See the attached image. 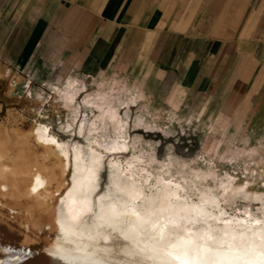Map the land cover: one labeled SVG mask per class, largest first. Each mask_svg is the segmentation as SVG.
Wrapping results in <instances>:
<instances>
[{
    "label": "bare ground",
    "instance_id": "obj_1",
    "mask_svg": "<svg viewBox=\"0 0 264 264\" xmlns=\"http://www.w3.org/2000/svg\"><path fill=\"white\" fill-rule=\"evenodd\" d=\"M75 88L74 82H69L61 92L68 109L64 128L83 142L70 145L51 133L48 125L38 124L34 132L42 147L44 145L49 151L53 149L62 162V175L68 176L69 169L73 167L71 187L67 186L63 192L62 183L56 187L54 182L58 179V170L48 154H45L48 157L44 163L41 161L42 164L38 157L32 155L34 161L27 164L28 169L21 170L13 178L5 174L7 170L4 171L5 166L2 165L0 264H264V220L230 215L221 207L217 191L221 190L228 198L238 194L242 197L245 183H235L231 176L214 179L217 181L215 185L205 183L216 174L215 165L209 166V170L190 166L186 174L176 177L172 170L166 169V165H152L155 155L144 151L142 140L138 147L134 146L135 150L125 166L122 160H114V157L109 164V183L105 190H101L99 176L105 157L128 152V139L132 132L144 129L132 127L128 122V112L126 118L120 117V107L96 104L92 98L80 102ZM130 91L136 92L133 86ZM107 94H101L100 99L107 98ZM135 101L132 95L121 106L130 108ZM145 132L151 135L158 131ZM29 144L27 146L30 147ZM70 148L73 150L72 162ZM31 150L28 149V153L32 154ZM43 155L42 158L46 157ZM203 159L209 160L206 156ZM261 165L264 171V161ZM63 179L67 183V179ZM53 184L55 195H62L70 188L59 205L61 213L53 215L48 227L45 226L47 230L52 229L51 238L33 245L28 242L30 225L26 220L22 221L21 216L14 215L18 211L10 206L8 198L43 203ZM90 204L94 205L92 222L81 225ZM34 251H39L35 259Z\"/></svg>",
    "mask_w": 264,
    "mask_h": 264
},
{
    "label": "crops",
    "instance_id": "obj_2",
    "mask_svg": "<svg viewBox=\"0 0 264 264\" xmlns=\"http://www.w3.org/2000/svg\"><path fill=\"white\" fill-rule=\"evenodd\" d=\"M249 58L264 66V0H0V63L16 73H122L181 110L228 98Z\"/></svg>",
    "mask_w": 264,
    "mask_h": 264
},
{
    "label": "rangeland",
    "instance_id": "obj_3",
    "mask_svg": "<svg viewBox=\"0 0 264 264\" xmlns=\"http://www.w3.org/2000/svg\"><path fill=\"white\" fill-rule=\"evenodd\" d=\"M249 60L250 62L242 65L243 78L238 86L233 88L228 98L218 100L216 103H211L210 99L199 100L181 110L172 109L175 107L174 105L170 107L155 101L154 97L145 94L122 73H106L100 77L90 78L79 75L76 71H71L62 65L51 63L41 66L32 65L31 71L16 73L10 69L9 65L0 63V132H3L0 133V144L2 143L0 145V172L5 166L3 169L7 170L5 174L9 178H13L21 170L28 169L29 165L27 164L31 165L34 156L38 157L40 164L50 156V160L55 161L58 170V179L54 182L56 187L62 183L64 188L61 192L67 186L71 187L73 167L69 169L68 176L62 175V162L53 153V149L49 151L44 145L42 147L34 132L38 124H43L48 125L51 133L70 145L82 141L81 138L78 139L74 134L65 131L64 128L68 109L65 101L61 98V92L67 83L74 82L80 102L85 98H92L96 104L120 107V117L126 118L128 112V122L132 127L144 129V131L132 132V136L128 139V152L105 157L99 176L101 190H105L109 183V164L114 157V160H122L125 166L135 150L134 146L138 147L139 141L144 140V151L155 155L152 165L161 166L164 164L166 169H170L176 174V177L186 174L190 166H199L209 170V166L215 165L217 166L216 174L211 175L205 183L210 182L215 185L217 181L214 179H221L224 176H231L235 183H245L242 197L238 194L233 198H228L225 193L218 190L221 207L226 209L230 215L240 214L239 216L242 217L264 220V171L261 165L264 161V98L262 96L264 90L259 86V81L264 79V66L257 63L255 58H249ZM131 86L135 88V93L130 91ZM105 92H108L107 98L101 100L100 96ZM141 94L145 98H142ZM132 95L136 101L130 104V108H123L121 103L126 98H131ZM148 122L150 124L146 127ZM146 130H157L158 132H152L149 135V132H145ZM111 134H113V126ZM24 143H28L30 147ZM162 143L163 146L159 148ZM24 148H28L29 151L32 149V154L28 153V149L27 151L22 150ZM25 151L30 157L25 155L27 159L23 160ZM42 155L46 157L42 158ZM16 156L17 158H15ZM205 156L209 160H204ZM18 157L21 159L20 161ZM72 161L73 150L70 148V162ZM7 165L10 167V171H8ZM63 178L67 179V183H64ZM54 184L50 188L51 193L45 197L46 201L43 203L8 198L10 206L18 211L14 215L21 216L22 221H27L26 223L30 225L29 233H27L30 235L31 242L30 240L28 242L33 245H38L39 242L43 243L51 238L52 229L47 230L45 226L48 227L53 215L61 213L59 205L62 204V198L70 188L68 187L62 195H55ZM190 195L194 199H198L195 194L190 193ZM257 196L259 198H256ZM93 214L94 205L90 204L84 212L85 216L80 224H91ZM39 233L43 237H39ZM38 252L34 251L33 259L38 257ZM16 259L19 260V256Z\"/></svg>",
    "mask_w": 264,
    "mask_h": 264
},
{
    "label": "snow or ice",
    "instance_id": "obj_4",
    "mask_svg": "<svg viewBox=\"0 0 264 264\" xmlns=\"http://www.w3.org/2000/svg\"><path fill=\"white\" fill-rule=\"evenodd\" d=\"M8 250H10V249H8Z\"/></svg>",
    "mask_w": 264,
    "mask_h": 264
}]
</instances>
